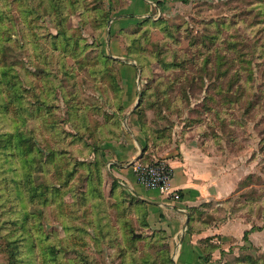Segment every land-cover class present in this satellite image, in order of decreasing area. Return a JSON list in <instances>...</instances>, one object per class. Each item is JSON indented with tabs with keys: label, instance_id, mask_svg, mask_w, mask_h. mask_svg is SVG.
Here are the masks:
<instances>
[{
	"label": "rangeland",
	"instance_id": "374dc122",
	"mask_svg": "<svg viewBox=\"0 0 264 264\" xmlns=\"http://www.w3.org/2000/svg\"><path fill=\"white\" fill-rule=\"evenodd\" d=\"M124 2L0 0V264H174L100 151L123 89L154 160L186 143L213 179L203 257L264 264V0Z\"/></svg>",
	"mask_w": 264,
	"mask_h": 264
},
{
	"label": "crops",
	"instance_id": "0c3cea01",
	"mask_svg": "<svg viewBox=\"0 0 264 264\" xmlns=\"http://www.w3.org/2000/svg\"><path fill=\"white\" fill-rule=\"evenodd\" d=\"M180 2L183 0H125V7L118 19H123L128 23L131 17L138 20L154 14L159 16L167 12L172 4ZM121 93L124 114L130 115L127 116L126 122H122L119 137L101 141L102 155L110 164L114 177L125 183L146 207L147 224L153 229L166 232L170 245L174 246L173 263L210 264L204 259L203 249L197 240L202 234L212 231L202 227L193 233L188 234L187 232L192 227L191 217L195 209L218 199L217 192L212 188L213 179L210 180L206 175L203 162L198 163L197 150L189 149L188 144L184 143L179 150L180 157H163L172 169L171 187L181 193L180 200H172L155 189L139 185L133 172V164L135 162L147 163L151 159L154 161L156 156L150 154V144H147L146 137L132 113V107L136 103L133 99V92L123 89Z\"/></svg>",
	"mask_w": 264,
	"mask_h": 264
},
{
	"label": "built area",
	"instance_id": "2783aa9c",
	"mask_svg": "<svg viewBox=\"0 0 264 264\" xmlns=\"http://www.w3.org/2000/svg\"><path fill=\"white\" fill-rule=\"evenodd\" d=\"M133 172L139 185L148 189H155L172 200L178 201L182 198L181 193L171 187L172 169L165 161L135 162Z\"/></svg>",
	"mask_w": 264,
	"mask_h": 264
},
{
	"label": "trees",
	"instance_id": "16d2710c",
	"mask_svg": "<svg viewBox=\"0 0 264 264\" xmlns=\"http://www.w3.org/2000/svg\"><path fill=\"white\" fill-rule=\"evenodd\" d=\"M137 106H138V105H137ZM120 128H121V127H120ZM119 130H120V129H119ZM108 138H113V136H110V137H104V138L101 139V141L104 140V139H108ZM155 161H160V160H158V159H157V160H154V161L151 160V161H149V162H147V163H153V162H155ZM144 163H146V162H144ZM141 203H142V202H141ZM142 204H143V203H142ZM143 205H144V204H143ZM193 215H194V213L192 214V217H191L192 221H193ZM248 232H249V231H245V232H244V236H243V239L246 240V241L248 240V238H247V235L249 234ZM14 243H15V242H14ZM14 243H13V244H14ZM33 247H37V246L34 245ZM14 248H15V247H14ZM14 250H15V249H14ZM16 259H17V257H16ZM204 259H205V258H204ZM205 260H206V259H205Z\"/></svg>",
	"mask_w": 264,
	"mask_h": 264
},
{
	"label": "water",
	"instance_id": "95a60500",
	"mask_svg": "<svg viewBox=\"0 0 264 264\" xmlns=\"http://www.w3.org/2000/svg\"><path fill=\"white\" fill-rule=\"evenodd\" d=\"M186 225H187V221H186Z\"/></svg>",
	"mask_w": 264,
	"mask_h": 264
}]
</instances>
